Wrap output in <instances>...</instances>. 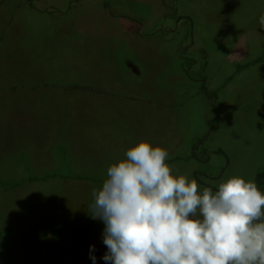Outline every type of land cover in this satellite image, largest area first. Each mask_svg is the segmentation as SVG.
<instances>
[{
    "label": "rangeland",
    "instance_id": "1",
    "mask_svg": "<svg viewBox=\"0 0 264 264\" xmlns=\"http://www.w3.org/2000/svg\"><path fill=\"white\" fill-rule=\"evenodd\" d=\"M261 15L264 0H0V264H39L49 239L81 227L52 264H106L88 206L141 140L168 151L174 174L198 171L201 192L254 181ZM201 77L218 91L214 110Z\"/></svg>",
    "mask_w": 264,
    "mask_h": 264
},
{
    "label": "clouds",
    "instance_id": "2",
    "mask_svg": "<svg viewBox=\"0 0 264 264\" xmlns=\"http://www.w3.org/2000/svg\"><path fill=\"white\" fill-rule=\"evenodd\" d=\"M264 29V15L259 18ZM168 151L141 140L110 164L88 206L103 221L106 264H264V193L231 176L199 191ZM95 261V257H92Z\"/></svg>",
    "mask_w": 264,
    "mask_h": 264
},
{
    "label": "trees",
    "instance_id": "3",
    "mask_svg": "<svg viewBox=\"0 0 264 264\" xmlns=\"http://www.w3.org/2000/svg\"><path fill=\"white\" fill-rule=\"evenodd\" d=\"M180 18H182V17H179V19ZM178 53H179L180 57L185 60L184 61L185 68H183V70L186 73V75H189L190 69L194 65L195 60L185 57L186 47L180 46L178 48ZM262 60H264V58H258L256 61H262ZM244 66H246V65H238V69H241ZM198 80L201 81V83H200V91H201V93L208 99V101L210 102V104L212 105V108L214 110L215 101H216L217 96H218L217 89H209L207 87L203 77H201ZM207 134H208V132L204 135L203 138L207 137ZM203 138H200L199 141H201ZM216 151L219 152V153L222 152V150H220V149H218ZM185 158H198V157L196 156V152L194 150V151H192V153L189 156H187ZM197 172L198 171H194L193 175H194L195 179L198 182H200V180L196 177ZM254 182L256 183L257 188L262 193H264V171H258L255 174ZM210 188H212V187H210ZM84 228L85 227H81L80 229L75 230V231H66V232L63 233L62 236L54 237L52 239H49L48 249L45 250L46 254L44 256V259L41 262H39V264H52L54 259H55V257H56L57 249L60 246V244L63 241H65L67 239H70V238L74 237L75 235L81 233Z\"/></svg>",
    "mask_w": 264,
    "mask_h": 264
}]
</instances>
